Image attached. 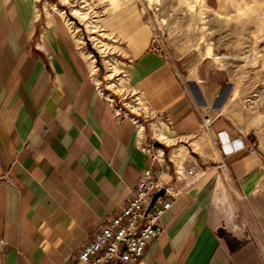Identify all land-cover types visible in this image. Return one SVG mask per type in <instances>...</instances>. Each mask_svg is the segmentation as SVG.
I'll list each match as a JSON object with an SVG mask.
<instances>
[{
    "label": "crops",
    "instance_id": "obj_1",
    "mask_svg": "<svg viewBox=\"0 0 264 264\" xmlns=\"http://www.w3.org/2000/svg\"><path fill=\"white\" fill-rule=\"evenodd\" d=\"M65 14L51 0H0V264H75L149 167L172 206L137 264H264L261 240L239 229L240 204L262 195L256 138L142 30L123 31L138 53L121 72L146 121L119 115Z\"/></svg>",
    "mask_w": 264,
    "mask_h": 264
},
{
    "label": "rangeland",
    "instance_id": "obj_2",
    "mask_svg": "<svg viewBox=\"0 0 264 264\" xmlns=\"http://www.w3.org/2000/svg\"><path fill=\"white\" fill-rule=\"evenodd\" d=\"M51 1L66 10L98 87L121 114L146 121L121 72L138 53L122 33L142 30L191 88L217 94V105L256 138L264 158V0ZM110 63L119 68L112 78ZM260 193L251 209L240 204L239 229L259 238L264 250V178Z\"/></svg>",
    "mask_w": 264,
    "mask_h": 264
},
{
    "label": "built area",
    "instance_id": "obj_3",
    "mask_svg": "<svg viewBox=\"0 0 264 264\" xmlns=\"http://www.w3.org/2000/svg\"><path fill=\"white\" fill-rule=\"evenodd\" d=\"M119 115L126 117L121 112ZM165 121L170 128L173 127L170 118ZM203 124L209 130L211 117L205 116ZM144 149L158 160L163 155L154 152L153 147ZM250 151L254 152V149L250 148ZM163 189L165 193L152 204L154 195ZM166 190L164 182L155 177L152 168H146L121 212L108 216L101 228L81 244L75 264H137L149 244L164 232L163 218L172 206V201L166 198Z\"/></svg>",
    "mask_w": 264,
    "mask_h": 264
},
{
    "label": "water",
    "instance_id": "obj_4",
    "mask_svg": "<svg viewBox=\"0 0 264 264\" xmlns=\"http://www.w3.org/2000/svg\"><path fill=\"white\" fill-rule=\"evenodd\" d=\"M154 145H155L156 147H162V146H163V144H162L160 141H158V140L154 142ZM164 193H165V189H163V190H161L160 192L156 193V194L154 195V197H153L152 204L155 202V200L157 199L158 196H161V195H163Z\"/></svg>",
    "mask_w": 264,
    "mask_h": 264
}]
</instances>
